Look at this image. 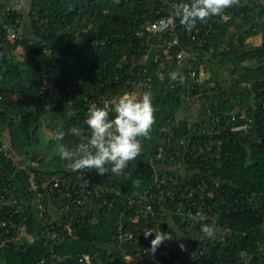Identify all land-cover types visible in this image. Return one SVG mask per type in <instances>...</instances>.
I'll return each instance as SVG.
<instances>
[{
    "label": "trees",
    "instance_id": "1",
    "mask_svg": "<svg viewBox=\"0 0 264 264\" xmlns=\"http://www.w3.org/2000/svg\"><path fill=\"white\" fill-rule=\"evenodd\" d=\"M161 6L160 0H32L28 13L30 33L23 31L12 39L11 30L20 32L24 12L19 9L7 12V8L3 9L7 6L0 4V93L3 95L0 104L16 97L22 108L16 117L0 108V135L9 132L14 153L24 164L36 162V167L28 164L30 170L48 179L43 181V191L53 211L58 203L55 193L50 203L48 191L52 182L49 178L77 175L79 170L62 167L64 160L59 154L49 162L38 158L42 153L40 146L45 143L40 141L39 133L46 112L56 119L53 136L58 131L65 133L59 142L52 139L53 136L48 138L50 143L53 146L62 143L74 149L80 138L70 129L78 127L87 135L84 121L88 109L107 104L110 116L115 115L113 101L124 92L139 91L143 95L150 91L154 107L163 111L178 107L188 93L200 95L206 101L202 117L195 124L176 121L174 112L153 123L151 130L157 123L158 136L152 159L156 158L159 142L166 135L169 137L164 144L163 157L157 161L159 180H166L167 184L154 182L149 189L156 195L163 192L166 199L152 203L156 215L141 216L140 227L168 232L176 241L185 237L188 252L194 254L189 264H264V3L237 0L222 14L197 21L190 29L182 25L177 16L174 32L180 42L169 50L168 57H176L181 51L195 54V82L189 76V62L177 67L175 61L167 65L166 59L154 60L157 50L167 48L173 39L170 32L156 36L147 30L150 21L160 17L156 10ZM227 15L229 18L225 20L223 17ZM210 25L212 33L204 44L193 40L192 34L197 29L205 30ZM259 34H262L261 44L249 46L247 40ZM20 48L25 57H18ZM146 56H149L148 62H136ZM209 56L223 65L234 64L236 69L232 73L239 74L229 88L219 86L201 95L203 86L195 79L199 76V65ZM247 61H253V66L244 67ZM173 71L180 73L183 81L172 80ZM145 79H150V88L141 86ZM44 82L47 88L41 90ZM155 83L160 86L157 91L153 89ZM242 110L252 120L247 134L233 131V126L244 123V119L238 117L237 121H230L233 114ZM139 139L143 151L146 138ZM55 162L60 165L48 166ZM174 162L179 167H172ZM9 167L8 162H0V174H5L0 176V186L10 189L19 200L16 219L19 224H26L27 230L22 242L10 243L0 252V264H22L25 258H30L31 238L42 246L64 239L75 240L79 230L91 226L97 214L89 203L83 205L81 211L71 206L78 218L70 232L65 227L56 229L55 223H43L24 174L19 172L10 178L13 170L10 172ZM123 170L125 177L132 175L147 181L146 165L135 166L131 160ZM88 175L106 186L118 190L121 187V182L102 178L95 169L89 170ZM113 198L115 205L119 196ZM102 202L97 199L93 206H98L100 213L108 212L110 208L102 206ZM145 206L142 201L130 209L125 208L126 232L134 231L128 219L135 216L136 209L145 210ZM197 212L201 215L197 216ZM203 224L214 227L212 236L202 233ZM118 225L113 231L115 240ZM47 228L51 234L44 238L41 232ZM147 242L151 246V240ZM143 244V240L135 246L125 242L124 252L118 250V246L110 249L100 245L89 260L84 253L66 256L44 252V256L40 255L41 258L30 264H127L123 257L138 252L143 258L132 264H176L180 259L169 240L162 242L155 252L145 253Z\"/></svg>",
    "mask_w": 264,
    "mask_h": 264
},
{
    "label": "built area",
    "instance_id": "2",
    "mask_svg": "<svg viewBox=\"0 0 264 264\" xmlns=\"http://www.w3.org/2000/svg\"><path fill=\"white\" fill-rule=\"evenodd\" d=\"M162 6L156 10V14L160 17L150 21L147 26L148 32L153 35H163L165 33H172L173 39L168 42L167 48L164 50L158 49L157 54L155 55V62L159 59H166L167 65H172L175 61L177 67H183L185 62H189V67L191 68L189 76L191 80L194 81L196 77V67L194 64L197 63V56L188 51L179 52L176 57L169 56V50L177 45L180 42V39L175 35V30L177 28V15L175 14L177 7L182 2H190V0H160ZM264 3V0H261ZM237 0L233 4H236ZM15 9L22 10L23 7L20 4H15L7 8V12H12ZM163 12V13H162ZM213 17V16H211ZM225 20L229 16L223 17ZM215 20V19H214ZM264 20V18H263ZM216 21V20H215ZM212 26L209 28L196 30L195 34H192L193 40L198 39L200 45L204 44L207 41V38H210L212 33ZM198 33V34H197ZM19 32L11 30L10 38L16 39L19 37ZM162 68L165 67L164 63L160 64ZM142 87L150 88V79H145L141 84ZM3 99V95L0 93V100ZM207 107V106H206ZM210 111V109H209ZM244 119V123L240 125L233 126V131H242L243 133H248L250 128L251 119L248 118L245 110L240 111L238 114H233L230 118V121L235 122L237 118ZM167 136V137H166ZM160 142L158 147V153L156 158H153L152 161H158L162 158L164 154V144L169 138L166 135ZM0 154L3 158L10 164V167L13 170V174L9 175L10 178L17 176L19 172L24 174L25 180L27 182L28 191L31 192L35 198L34 204L38 213L39 219L48 225H53L56 229L60 227H65L69 232L72 231V225L78 218V215L71 211V206L76 207L79 211L83 205L89 203L90 205L95 202L97 199H102V206H108L112 208L114 206V196H120L119 190L113 186H106L90 178L88 175L89 169L79 170L77 175L70 174L67 176L53 175L49 179L52 182V185L48 191V196L50 198V203L53 202L52 194L55 193L58 206L54 207L52 211V206L46 203V193L43 189V181L48 180L45 177L38 176L37 172L30 170L28 164H31L32 167H36V162L24 164L21 159L14 153L11 148L10 143L6 142L0 135ZM0 176H5L4 172ZM45 182V181H44ZM155 183L158 184H167L166 180H159V175L156 176ZM159 186V185H158ZM79 191V192H78ZM163 192L156 195L148 189L144 195L139 197H133L126 202V205L122 208L120 213L121 222L118 225V250L125 251L123 248L124 243L128 242L130 245H134L137 242L143 240V245L146 247L144 252L151 251V246L148 244V240L154 239L151 235L148 237L144 236V233L149 230L148 226L140 227L139 218L143 216L144 218L148 217V214L155 216L156 213L153 210L152 203L156 201L165 200ZM144 201L145 210L136 209L135 216H131L128 219V224L132 226L135 232L138 231V236L135 237V232H126V222L125 218V208L130 209L135 205H138L140 202ZM19 200L14 197L10 189L3 188L0 186V252L5 248L9 247L10 243H20L23 241L25 231L27 230V225L19 224L16 219V215L20 209ZM52 215V218H49V215ZM201 215L200 212H197V216ZM189 216H192L190 213ZM149 224V221L147 222ZM51 232L48 231V228L41 232V235L45 238L50 235ZM52 238H55V235H52ZM124 249V250H123ZM143 254L138 252L135 255H127L123 257V261L127 264H132L137 259H142ZM86 260H89L90 257L86 256ZM43 263V262H42Z\"/></svg>",
    "mask_w": 264,
    "mask_h": 264
},
{
    "label": "clouds",
    "instance_id": "3",
    "mask_svg": "<svg viewBox=\"0 0 264 264\" xmlns=\"http://www.w3.org/2000/svg\"><path fill=\"white\" fill-rule=\"evenodd\" d=\"M234 2L235 0H190L182 2L175 14L180 18V23L190 29L197 21L222 14ZM170 78L183 81V76L175 71L170 73ZM113 111L115 115L110 116L107 104L90 107L84 121L88 134L83 135V130L78 127L70 129L72 134L80 138V142L74 149L61 143L59 157L67 162L71 170L95 169L99 174L109 171L119 173L141 153L139 138H148L154 123L152 93L145 91L142 96L137 97L135 93L124 92L116 99ZM64 135L63 131H58L52 139L59 142ZM201 231L210 237L214 233V227L203 224ZM153 234L154 239L150 243L151 251L155 252L162 242L170 239V234L149 229L144 236Z\"/></svg>",
    "mask_w": 264,
    "mask_h": 264
},
{
    "label": "crops",
    "instance_id": "4",
    "mask_svg": "<svg viewBox=\"0 0 264 264\" xmlns=\"http://www.w3.org/2000/svg\"><path fill=\"white\" fill-rule=\"evenodd\" d=\"M2 1L4 0H0L1 5L3 3ZM21 50H22L21 48L18 49L17 53L21 52L22 55L25 57L24 52ZM148 57H146L147 59L145 60V62L149 61ZM157 74L160 76L161 73L158 72ZM159 87L160 86L156 84V87H153V89L156 88L157 91ZM0 108L8 111L14 117H16L22 112V108L18 106L16 97L1 103ZM157 127L158 124L156 123L154 129L150 131L151 139L150 137H148L151 143V148L149 152L145 153V149H144L139 156H137L134 160H132L135 166L146 165L148 167V175L146 176L147 181L146 179L144 180L136 179L132 175L125 177L122 175L124 173V170H121L119 173H112L111 171H109L105 174H100L102 178H105L107 180L110 181L117 180L121 182V187L119 189V193H120L119 200L115 203V205L112 208H110L108 212L100 213V208L98 206H93V204H91L92 209H96L95 214L97 215L92 221L91 226L84 227L81 230H79L77 236H75V240L64 239V240H59L58 242H53L49 245L43 244L42 246L39 241L35 240V238L33 239L31 238L28 244V251L31 252V256L29 258L30 262L28 260L25 263L23 262L22 264H30L33 260H35L34 258L36 257V255H34V253L36 251H40V249H46L42 251L43 252L42 256H44V252L45 253L55 252L57 254L66 255V256L68 254H73V253H84L86 254V256H90L91 254H96L98 248L101 246H105L110 249L118 246L119 242L117 241V239L115 240V238L113 237V231L116 229L117 225L121 222V218H120L121 209L124 207L125 203L129 199L136 196L144 195L145 192L156 181V176L158 175L157 174L158 167H155V164L152 161V156H151L155 147L156 138L158 136ZM1 136L2 138L5 139L6 142L9 141L8 140L9 132L6 131ZM148 138H146L145 144L146 141H148ZM53 147H55V145L53 146V144L44 147L43 150H41L42 153L39 158L40 159L44 158L49 162L51 159L56 157L59 154V151L57 154H53L51 152V149ZM48 152L50 154H48ZM1 156H0V162L7 163V161L3 160ZM57 165L60 164H58L57 162L51 165L48 164L49 167L50 166L57 167ZM62 167L66 169L69 168L67 166L66 161L63 162ZM7 169H10L9 171L11 172V168H7ZM11 173H13V171ZM37 256H40V254Z\"/></svg>",
    "mask_w": 264,
    "mask_h": 264
},
{
    "label": "rangeland",
    "instance_id": "5",
    "mask_svg": "<svg viewBox=\"0 0 264 264\" xmlns=\"http://www.w3.org/2000/svg\"><path fill=\"white\" fill-rule=\"evenodd\" d=\"M31 1L32 0H12V1L4 0V1H2L7 6V7H4L3 9H6L12 5H15V4H20L23 7L22 11L24 12L25 18H24V21L22 23V27L20 29L19 34L23 33V31L26 32L27 34L30 33L29 28L31 27V25H30V20L28 18V13H29L30 8H31ZM261 42H262V34H259L256 37H251L247 40V44H249V46H259L261 44ZM21 51H23V50H21ZM18 57L19 58L23 57L21 52H18ZM146 57H148V56H146ZM146 57L140 61H138V59H137L136 62H139L140 64H144L145 60L147 59ZM253 64H254L253 61H247L246 63H244L243 66L248 68L249 66H253ZM200 66L201 67L199 70V76L195 80L200 84L203 83L202 84V86H203L202 92L200 93L201 95H204L206 92L205 90H207V89L218 88L219 86L221 88H229L230 84L233 82L234 78H236L237 75L239 74V73H235V74L232 73V70L236 69L234 64L229 62L228 66L223 65V64L218 63L214 60H211L210 56L206 57L205 62L202 63ZM238 72H240V71H238ZM46 88H47V82H44L40 89L45 90ZM135 94L137 95V97L142 96L139 91H136ZM193 96H195V97H193ZM193 96L191 93H188V95L185 96L184 101L181 104L179 103L178 107H175V108H167L163 111V110H157L154 107L155 108L154 122L156 121V119H162V117H165L166 115H168V113L172 114V112H174V114L176 115L175 118L177 119V121H181V122L185 121L189 125H193L196 122L200 121V119L202 117L201 113L203 112V105L205 104L206 99L201 98L200 95H193ZM216 100L218 101V99H216ZM113 104H115V101H113ZM46 113H47L46 118L43 119L42 128H41V131L39 133L40 134V136H39L40 141L45 142L43 145L41 144V146H40L41 150H43L44 147H46L50 144H53L52 142L50 143L51 139L48 140V138H51L55 132L53 125L55 124L56 119H52L49 116L48 112H46ZM57 121L60 122V120H57ZM167 129H169V128H166V130ZM149 137L151 139V134H149ZM150 139L148 138V141H146L145 153L149 152V150L151 148ZM7 142L9 143V141H7ZM59 146L53 147L51 149V152L53 154H57L59 151L58 150ZM49 152H48V154H50ZM37 154H39V153L36 152V155ZM49 157H51V156H49ZM154 164H155V167L159 166L157 161H154ZM172 167L177 168V167H179V164L174 162V164H172ZM161 168H162V166H161ZM164 169H167V168L165 167ZM157 174L159 175V171H157ZM176 218H179V216L177 215ZM177 221H179V219ZM175 227H177V224L175 225ZM181 238L178 241H176L174 239V237L170 234V239H168L169 245L180 256V259L176 262V264H189V262L192 260V257L194 256V254L188 252L189 251L188 241L184 240L185 237H183V239H181ZM44 250H46V249H40V251H36L34 253V255H36V257L34 258L35 260H33V261H37L39 258H41V256H37V255H39V254L42 255V253H43L42 251H44ZM28 260H29V258H25L24 263ZM29 262H30V260H29Z\"/></svg>",
    "mask_w": 264,
    "mask_h": 264
}]
</instances>
